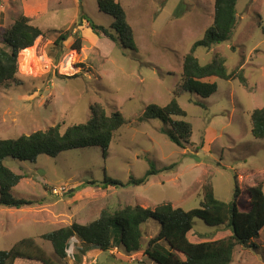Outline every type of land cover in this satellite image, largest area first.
I'll use <instances>...</instances> for the list:
<instances>
[{
	"label": "rangeland",
	"instance_id": "obj_1",
	"mask_svg": "<svg viewBox=\"0 0 264 264\" xmlns=\"http://www.w3.org/2000/svg\"><path fill=\"white\" fill-rule=\"evenodd\" d=\"M115 1L126 13L136 51L124 49L118 40L110 41L100 30L92 31L81 20L86 16L104 29L113 23L112 17L99 11L97 0H0V41L21 16L41 31L32 47L19 53L16 81L0 88V139L27 136L55 125L63 132L85 124L95 103L107 115L118 111L126 120L113 134L105 156L100 148L88 147L51 158L41 155L35 163L3 161L8 169L25 176L11 196L44 202L21 210L0 206V250L33 238L54 260L42 234L74 221L92 222L102 209H153L165 203L184 211L198 209L201 187L207 183L218 200L228 203L234 192V174L240 189L260 182L264 193V140L250 134L251 112L264 107V35L259 27L264 0H238L231 39L209 49H196L194 55L201 65L220 55L227 72L242 66L248 80L243 87L237 81L212 78L208 82H215L217 91L206 100L177 94L175 87L181 84L183 57L212 24L214 0ZM71 29L82 39L79 52L72 49V38L55 44L59 34ZM173 97L186 114L183 120L192 127L189 143L183 148L166 138L162 130L169 127L161 121L138 122L146 105L163 107ZM150 165L158 172L143 185L103 188L104 176L125 185L130 178H142ZM171 165L174 168L165 169ZM64 188L62 196L50 198L52 189L60 194ZM70 191L75 195L71 199L67 197ZM245 198L241 197V208ZM159 227L152 220L141 225L145 244ZM205 233L209 237L201 238ZM229 235L228 228L209 227L194 219L188 238L203 242ZM76 241H71L67 251L71 257L59 264H152L141 252L126 255L121 248L108 252L92 249L79 254L77 262L72 259L79 251ZM253 244L249 249L236 247L231 264H264V229ZM157 249L165 254L168 247L161 241ZM14 264L40 263L18 260Z\"/></svg>",
	"mask_w": 264,
	"mask_h": 264
},
{
	"label": "trees",
	"instance_id": "obj_2",
	"mask_svg": "<svg viewBox=\"0 0 264 264\" xmlns=\"http://www.w3.org/2000/svg\"><path fill=\"white\" fill-rule=\"evenodd\" d=\"M237 1L214 0L211 26L204 32L203 38L194 43L183 57L181 84L175 87L177 94H193L206 100L217 91V84L208 82L212 78L222 81H237L241 86L247 87L248 80L242 66L227 72L225 59L222 56L215 55L210 63L201 65L194 55L199 47L209 49L231 39L237 22L235 11ZM97 7L100 12L112 17L113 23L107 28L108 30L99 28L82 15L81 20L86 23V26L92 31L100 30L112 42L118 40L124 49L136 51L133 30L127 22L126 13L119 1L97 0ZM259 20L261 33L264 35V18H259ZM39 36H41V31L31 26L30 20L25 16L19 17L3 33L0 41V88H7L11 82L16 81L19 53L31 48ZM69 38L73 39L72 49L79 52L82 39L79 34L73 33L72 29L59 34L55 44L60 45ZM198 104L200 107L203 105L202 103ZM90 113L91 117L87 123L72 125L64 129L63 132L60 125H55L45 131H37L27 136L0 139V206L18 210L25 206H31L33 203L41 205L44 202L43 199L31 201L15 199L11 196V190L25 176L8 169L3 163L7 158L18 162L35 163L37 157L41 155L51 158L68 150L88 147H98L102 150L103 156L107 154L113 134L126 124V120L118 111L107 115L104 108L97 103L90 107ZM174 117L181 119L176 120ZM185 117L184 110L173 97L163 107L156 104L146 105L138 122L161 121L169 127L162 130L166 138L176 146L183 148L189 143L192 134L190 123L183 120ZM250 134L256 140H264V107L251 112ZM172 168L174 165L165 169ZM157 172L150 165L149 170L142 178H130L125 185L104 176L103 188L140 186ZM234 186L232 200L225 203L215 197L209 183L203 184L200 207L190 211L173 208L169 203L157 205L153 209L140 206H125L113 212L102 209L92 222L81 224L74 221L68 226L40 236L42 241L50 244L56 259L53 260L46 256L33 238H25L15 243L7 251L0 250V264H14L18 260L40 264L65 262L67 257H71L67 251L71 247L73 239L77 240V250L79 251L72 255V259L77 262L80 261L79 254H87L92 249L108 252L115 248H121L126 255L141 252L152 264H231L236 247L253 248V240L258 238L264 229L262 184L259 182L253 187L242 190L238 186L237 174H234ZM54 190L56 189L48 192L50 198L57 199L62 196V191H66L64 188L60 194H56ZM243 195L246 198L243 204L244 208H241L240 201ZM73 196L74 192L72 191L67 195L69 199ZM194 219L201 220L209 227L228 228L230 235L217 240L191 242L188 234L192 230ZM149 220L158 222L160 227L156 236L145 244L141 225ZM161 241L168 247L165 254L157 249L158 243ZM178 255L182 256L183 260Z\"/></svg>",
	"mask_w": 264,
	"mask_h": 264
},
{
	"label": "crops",
	"instance_id": "obj_3",
	"mask_svg": "<svg viewBox=\"0 0 264 264\" xmlns=\"http://www.w3.org/2000/svg\"><path fill=\"white\" fill-rule=\"evenodd\" d=\"M75 196V195H74ZM73 196V197H74ZM71 199V198H70ZM67 200H69V199H67ZM66 200V201H67ZM57 202H59V201H57ZM22 209V208H21ZM21 209H18V210H21ZM201 238H208L209 237V235H208V233H205V234H203L202 236H200ZM193 242H197V241H193ZM200 242V241H199ZM116 249V248H115ZM91 251V250H90ZM97 251V250H96ZM136 254V253H135ZM129 255V254H128ZM132 255H134V254H132ZM133 257V256H132ZM134 261V259L132 260V262ZM17 262V261H16ZM15 262V263H16Z\"/></svg>",
	"mask_w": 264,
	"mask_h": 264
},
{
	"label": "built area",
	"instance_id": "obj_4",
	"mask_svg": "<svg viewBox=\"0 0 264 264\" xmlns=\"http://www.w3.org/2000/svg\"><path fill=\"white\" fill-rule=\"evenodd\" d=\"M60 191H62V189H60ZM55 193H56V191H55Z\"/></svg>",
	"mask_w": 264,
	"mask_h": 264
}]
</instances>
